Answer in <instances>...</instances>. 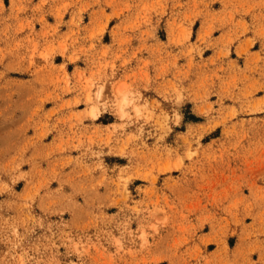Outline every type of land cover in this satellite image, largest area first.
I'll use <instances>...</instances> for the list:
<instances>
[{"label": "rangeland", "instance_id": "obj_1", "mask_svg": "<svg viewBox=\"0 0 264 264\" xmlns=\"http://www.w3.org/2000/svg\"><path fill=\"white\" fill-rule=\"evenodd\" d=\"M0 264H264V0H0Z\"/></svg>", "mask_w": 264, "mask_h": 264}, {"label": "bare ground", "instance_id": "obj_2", "mask_svg": "<svg viewBox=\"0 0 264 264\" xmlns=\"http://www.w3.org/2000/svg\"><path fill=\"white\" fill-rule=\"evenodd\" d=\"M123 105V104H122ZM121 107H123V106H121ZM121 110H122V108H121ZM93 115V114H92Z\"/></svg>", "mask_w": 264, "mask_h": 264}]
</instances>
